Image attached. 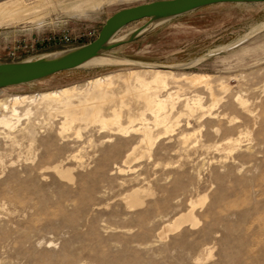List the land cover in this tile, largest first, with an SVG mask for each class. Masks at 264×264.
Listing matches in <instances>:
<instances>
[{
  "label": "rangeland",
  "instance_id": "374dc122",
  "mask_svg": "<svg viewBox=\"0 0 264 264\" xmlns=\"http://www.w3.org/2000/svg\"><path fill=\"white\" fill-rule=\"evenodd\" d=\"M149 1L0 0V7H21L0 18V63L81 46L115 11ZM146 21L132 22L114 37ZM66 34L74 44L61 42ZM143 34L106 52L125 63L90 62L0 89L5 102L85 87L92 78L144 64L174 66L179 78L210 74L213 87L172 82L178 123L168 134L154 126L149 150L141 133L110 132L98 124L63 133L61 113L33 106V133L16 131V142L0 136V264H264V2L209 5ZM119 79L117 93L124 89ZM187 97H201L205 111L188 114ZM126 101L120 108L125 126L126 111L142 109L131 96ZM238 138L240 145L228 149ZM193 203L197 224L182 223L162 237L165 225Z\"/></svg>",
  "mask_w": 264,
  "mask_h": 264
},
{
  "label": "bare ground",
  "instance_id": "6f19581e",
  "mask_svg": "<svg viewBox=\"0 0 264 264\" xmlns=\"http://www.w3.org/2000/svg\"><path fill=\"white\" fill-rule=\"evenodd\" d=\"M18 2L20 3V1ZM20 9L21 7H0V18L7 14L13 15L17 12L19 13ZM163 20L165 19L154 20L150 25L155 26ZM124 37L125 36L113 37L109 42H115L117 40L123 39ZM124 61L125 59L123 58L117 59L111 58L106 54H99L85 62L83 65L90 62L112 64L114 62L125 63ZM141 67L144 68L110 73L92 78L88 80L85 87L73 85L33 94L15 95L8 98L5 102L0 101V104L6 111V113H3L0 117V136L16 142V131L21 132L24 130V132L26 131L27 133H33L34 125L32 124L31 120V115L34 111L33 109L34 107L38 108L40 105H43L49 110L50 114L54 112L55 114L57 112L62 114L63 122L61 123V130L63 133L66 130L74 129V127L83 123L88 126L91 124H98L102 129L108 130L110 132L127 133L133 131L141 133V142L144 143L146 149L149 150L154 144V140L156 138L155 134L153 133L155 131L153 129L154 126L155 128L160 126L163 129V132L160 131L162 133H158L168 134L169 132L173 131V127L178 123V118L176 120L173 119V111L175 110L177 102L173 97V93L168 91L169 88H171L169 85L172 82L179 84L180 81L184 80L191 86L204 85L212 92V75L206 73H185L184 75L180 76L181 78H179L177 77L176 71L173 68L174 66H156L144 64ZM116 78L123 80L122 82L125 85H122L124 89L122 92L120 91L121 93H117V90L115 89V84L116 86L119 84L118 81H116ZM224 87H227V85L223 86V88ZM164 91L166 94H163ZM212 95L214 94L212 93ZM128 96H131V98L139 101L142 104V109H139L137 113L126 111L128 112L126 116L129 120V124L125 126L121 121V117L123 115L120 108H124L123 105L126 104V97ZM178 98H176V100ZM192 98H188L187 101H185L187 113L193 115L199 110L205 111V107L203 106L204 103L202 104L201 97ZM239 100L241 101L243 108L246 111H249L250 108L247 107L246 100L243 98H240ZM129 106L131 105L129 104ZM22 111H24V113H22ZM147 113L151 115L153 121L152 123L147 117ZM209 114H212L211 111ZM25 118L28 120L25 122V126H23L24 122L22 121ZM135 122L137 123L135 124ZM77 133L80 134V131ZM240 140L241 138L230 140L227 145L228 149H236L234 147L240 145ZM62 173L64 175L66 174L63 171ZM205 197L206 196L204 195V197H202V201H199L200 205L204 202ZM128 198L131 199V201L129 200L130 205L133 202L135 203V197L132 196V198ZM194 205L196 204L193 203L192 208L188 212L181 214L179 217L167 223L164 227L162 237L166 236L169 233V230L178 228L182 223L188 222L191 225L197 224L198 220L193 211Z\"/></svg>",
  "mask_w": 264,
  "mask_h": 264
},
{
  "label": "water",
  "instance_id": "95a60500",
  "mask_svg": "<svg viewBox=\"0 0 264 264\" xmlns=\"http://www.w3.org/2000/svg\"><path fill=\"white\" fill-rule=\"evenodd\" d=\"M228 2H264V0H153L121 8L105 19L97 36L86 44L37 59L0 63V89L31 83L61 71L78 68L91 58L106 54L113 48L140 37L147 31L146 29L153 27L150 24L154 20H168L195 9ZM142 19L147 21L125 34L123 39L109 42L121 28Z\"/></svg>",
  "mask_w": 264,
  "mask_h": 264
},
{
  "label": "crops",
  "instance_id": "0c3cea01",
  "mask_svg": "<svg viewBox=\"0 0 264 264\" xmlns=\"http://www.w3.org/2000/svg\"><path fill=\"white\" fill-rule=\"evenodd\" d=\"M206 7V6H205ZM200 9V8H199ZM195 10H197V9H195ZM195 10H193V11H195ZM190 12H192V11H190ZM190 12H187V13H190ZM187 13H184V14H181V15H178V16H175V17H172V18H176V17H179V16H182V15H185V14H187ZM172 18H170V19H172ZM169 20V19H168ZM132 31V30H131ZM130 32V31H129ZM144 35V34H143ZM143 35H141L140 37H138V38H136V39H134V40H132V41H130V42H128V43H125V44H122V45H120V46H117V47H115V48H113L111 51H114V50H117V49H123V47H125V46H127V45H129V44H131V43H136L137 41H139L140 39H141V37L143 36ZM84 44H86V43H84ZM121 51V50H120ZM112 56H114V57H117V58H123V59H127V58H125V57H123V56H121V55H114V54H112Z\"/></svg>",
  "mask_w": 264,
  "mask_h": 264
},
{
  "label": "built area",
  "instance_id": "2783aa9c",
  "mask_svg": "<svg viewBox=\"0 0 264 264\" xmlns=\"http://www.w3.org/2000/svg\"><path fill=\"white\" fill-rule=\"evenodd\" d=\"M61 42L63 44L71 45V44H74L75 40L74 38H72V36H70L69 34H66L63 38H61Z\"/></svg>",
  "mask_w": 264,
  "mask_h": 264
}]
</instances>
